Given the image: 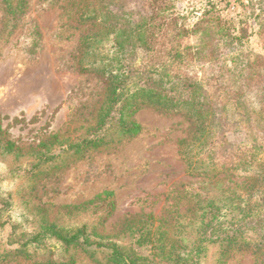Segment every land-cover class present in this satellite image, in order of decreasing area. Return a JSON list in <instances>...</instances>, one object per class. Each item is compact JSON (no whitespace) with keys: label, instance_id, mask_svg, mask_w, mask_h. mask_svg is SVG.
<instances>
[{"label":"trees","instance_id":"16d2710c","mask_svg":"<svg viewBox=\"0 0 264 264\" xmlns=\"http://www.w3.org/2000/svg\"><path fill=\"white\" fill-rule=\"evenodd\" d=\"M2 2L14 22L27 4ZM176 3L72 0L63 6L68 21L81 30L75 68L102 78L104 100L95 122L75 138L51 133L38 143H18L0 124V231L10 218L6 211L13 210L5 186L30 179L34 192L43 175L62 169L66 155L82 158L91 149L137 136L142 127L134 116L145 107L190 123L178 154L196 181L176 187L161 216L129 214L109 233L72 217L93 210L104 223L116 210L112 190L62 205L63 222L51 220L50 206L40 203L34 216L14 218L10 235L0 238V264L19 258L79 264V253L100 254L105 264H208L211 257L213 264H231L235 253H264V12L257 15V32L213 8L190 26ZM37 45L36 39L32 53ZM232 132L244 133L245 140L233 143ZM8 155L25 159L3 164Z\"/></svg>","mask_w":264,"mask_h":264},{"label":"rangeland","instance_id":"374dc122","mask_svg":"<svg viewBox=\"0 0 264 264\" xmlns=\"http://www.w3.org/2000/svg\"><path fill=\"white\" fill-rule=\"evenodd\" d=\"M70 1L51 5L45 0H27L19 20L14 22L6 16L0 0V124L18 143H38L51 133L71 138L82 135L86 125L95 122L104 100L102 78L75 68L74 53L81 30L68 21L63 9ZM211 8L221 18L238 25L247 21L248 29L257 32V15L264 12V0H177L176 3L177 12L187 16L190 26L197 24ZM258 38V35L253 37L252 48L257 46ZM36 39L37 49L32 53V42ZM195 39L192 37L191 41ZM134 120L142 127L137 136L106 143L82 158L66 155L62 169L43 175L38 190L32 191L30 179L5 186L13 210L4 215L10 218L0 231V238L10 235L14 218L34 216V209L40 203L50 206L51 220L63 222L62 205L91 200L105 190L115 192L116 210L104 223H100L93 210L72 217L73 221L86 220L91 228L109 233L129 214L165 213L176 187L196 181L187 174L178 154L177 143L188 134L190 123L179 114L161 113L152 107L141 109ZM228 137L233 143L245 140L244 133L232 132ZM2 158L7 165L25 159L13 155ZM230 263L264 264V253L238 252ZM9 264L33 262L19 258ZM79 264H105V261L100 254L92 257L79 253ZM208 264H213V257Z\"/></svg>","mask_w":264,"mask_h":264}]
</instances>
